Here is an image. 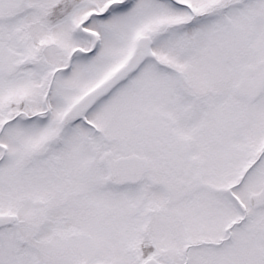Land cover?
<instances>
[{
	"label": "snow or ice",
	"instance_id": "obj_1",
	"mask_svg": "<svg viewBox=\"0 0 264 264\" xmlns=\"http://www.w3.org/2000/svg\"><path fill=\"white\" fill-rule=\"evenodd\" d=\"M0 264H264V0H0Z\"/></svg>",
	"mask_w": 264,
	"mask_h": 264
}]
</instances>
